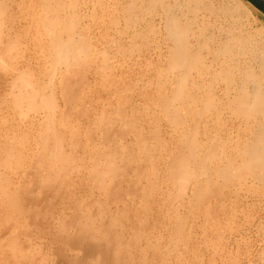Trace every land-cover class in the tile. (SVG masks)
I'll use <instances>...</instances> for the list:
<instances>
[{"label":"rangeland","instance_id":"rangeland-1","mask_svg":"<svg viewBox=\"0 0 264 264\" xmlns=\"http://www.w3.org/2000/svg\"><path fill=\"white\" fill-rule=\"evenodd\" d=\"M19 1L15 0L9 12L19 14ZM126 1H76L77 11L84 15L80 29L94 46L92 52L97 48L103 54L97 58L99 70L95 66L83 67L71 77L65 89L68 101L58 94L56 97L59 106L67 109L65 120L80 129L72 140L65 138L64 148L72 158L70 169L64 167L60 173L46 172L44 167L38 169L40 164L47 163L38 155L33 142L38 122L30 127V119L11 116L5 98L12 78L0 72V142L7 139L26 158L23 169L0 167V183L17 192L21 210L11 213L0 201V264H78L94 252L97 257L91 264H264V193L245 195L232 191L194 203L190 210L177 207L185 214L183 220L188 216L190 234L175 246H165L173 229L172 225L163 226L167 219L165 208L176 207L177 203L168 199L163 205L161 175L166 171L165 159L176 138L170 134L166 121L160 117L154 120L148 108H152L157 90L151 79L158 78L159 68L166 66L167 50L160 33L129 38V27L123 20L110 23L113 17L108 13L112 6ZM231 1L228 0L230 5L237 3L245 12L244 27L252 33L260 29L264 33L263 14L245 0ZM95 3L103 5L106 15L92 21ZM157 18L147 15L139 26L143 28L151 21L158 26ZM12 27L22 46L28 44L26 53L22 55V49L19 52L17 67L38 77L41 66L30 41L27 42L20 24L13 22ZM130 44L135 47L129 49ZM201 53L205 57L208 54L204 48ZM215 87L214 93L221 96L223 86ZM103 110L112 111L113 116L122 112L127 117L125 122L132 127L128 126L125 133H96L94 118ZM230 116L225 115L228 119L222 120L224 125L221 121L208 134L234 135L240 123ZM195 117L201 130L207 116ZM23 133L27 135L21 138ZM94 144H101L106 153L115 152L116 161L108 162L103 156L94 159ZM29 150L38 160L28 157ZM78 163L83 164V171L77 170ZM92 165L104 176L103 182L110 183L107 190L99 187ZM145 170L147 178H141L139 173ZM149 187L154 192L145 197L143 193ZM86 221L94 234L92 240L88 238ZM160 234L163 246H156L155 251L146 240L155 246ZM7 238L16 239L26 255L13 259Z\"/></svg>","mask_w":264,"mask_h":264},{"label":"bare ground","instance_id":"bare-ground-1","mask_svg":"<svg viewBox=\"0 0 264 264\" xmlns=\"http://www.w3.org/2000/svg\"><path fill=\"white\" fill-rule=\"evenodd\" d=\"M76 1L20 0L17 15V11L9 12L15 0H0V72L12 78L5 103L12 117L30 119V127L34 121L38 122L33 142L38 155L47 162L38 169L44 167L49 173H60L64 167L70 169L72 158L64 148L65 138L72 140L74 134L80 133L76 125L65 120L67 109L59 106L57 94L68 101L65 89L71 77L83 67L95 66L99 70L97 58L103 54L97 48L92 52L94 46L87 42L80 29L84 15L77 11ZM93 7L92 21L106 15L101 3ZM108 14L113 17L111 24L120 19L126 23L129 38L160 33L166 44V66L159 68L158 78L151 79L157 84V90L152 108L148 110L154 120L159 117L165 120L170 134L176 138L165 159L164 176L161 175L163 205L168 199L177 203L176 207L165 208L167 219L163 224L173 226L170 242L165 245L172 247L190 234L188 216L183 220L185 214L177 207L190 210L194 203L232 191L245 195L264 193V33L261 29L252 33L244 27L245 12L237 3L230 5L228 0H128L113 5ZM153 14L159 18L158 26L153 21L145 23L143 28L139 26L140 20ZM13 22L21 25L27 42L30 41L41 66L38 77L17 67L19 52L22 49L21 54L26 53L28 44L22 46L17 34H13ZM130 45L129 49L135 47ZM203 48L208 53L206 57L201 53ZM216 84L223 86L219 97L214 93ZM146 87L149 86L146 84ZM115 113L113 116L112 111L103 110L97 115L94 131L109 135L125 133L128 126L130 129L131 124L125 122L126 115ZM203 114L207 118L200 130L195 115ZM225 115L239 121L236 133L209 135L218 123L228 119ZM23 135L27 133L20 137ZM6 140L0 142V153H3L0 167L22 168L26 158L18 147ZM102 156L108 162L116 161L115 152L106 153L101 144H94L93 158ZM28 157L38 160L31 150ZM77 165V170L85 169L83 164ZM91 168L99 187L107 190L110 183L103 182L104 176L96 165ZM139 175L147 178V171ZM18 186L20 188V184ZM153 192V187H149L143 194L146 197ZM0 201L11 213L21 212L17 192L9 191L3 183H0ZM86 223L88 238L92 240L94 234L88 227L89 222ZM162 236H157L155 246L150 240L146 242L156 251V246H163ZM7 240L13 259L26 255L16 239ZM96 257L95 252L86 255L78 264H91Z\"/></svg>","mask_w":264,"mask_h":264},{"label":"water","instance_id":"water-1","mask_svg":"<svg viewBox=\"0 0 264 264\" xmlns=\"http://www.w3.org/2000/svg\"><path fill=\"white\" fill-rule=\"evenodd\" d=\"M251 6H253L256 10H258L261 14L264 15V0H245Z\"/></svg>","mask_w":264,"mask_h":264}]
</instances>
